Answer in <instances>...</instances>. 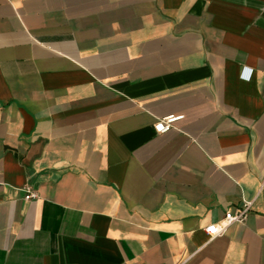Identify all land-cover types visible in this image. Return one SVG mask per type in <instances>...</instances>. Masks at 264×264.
Returning a JSON list of instances; mask_svg holds the SVG:
<instances>
[{"label": "crops", "instance_id": "0c3cea01", "mask_svg": "<svg viewBox=\"0 0 264 264\" xmlns=\"http://www.w3.org/2000/svg\"><path fill=\"white\" fill-rule=\"evenodd\" d=\"M0 264H264V0H0Z\"/></svg>", "mask_w": 264, "mask_h": 264}, {"label": "built area", "instance_id": "2783aa9c", "mask_svg": "<svg viewBox=\"0 0 264 264\" xmlns=\"http://www.w3.org/2000/svg\"><path fill=\"white\" fill-rule=\"evenodd\" d=\"M181 116H167L161 119H158L155 123V130L159 133H165L171 128L174 127V123ZM37 194L33 192H29L26 195L27 199L36 198ZM252 207L251 202H245L242 206L237 207L235 210L229 209L227 210L224 219L221 222L212 223L205 228V231L211 236L216 237L224 234L227 231V228L233 223L240 222L243 223L247 220L248 215L250 213Z\"/></svg>", "mask_w": 264, "mask_h": 264}]
</instances>
